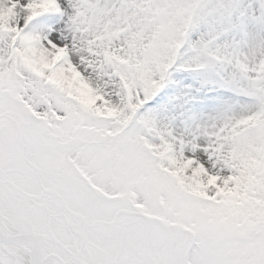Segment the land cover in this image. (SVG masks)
Returning a JSON list of instances; mask_svg holds the SVG:
<instances>
[{
	"label": "snow or ice",
	"instance_id": "1",
	"mask_svg": "<svg viewBox=\"0 0 264 264\" xmlns=\"http://www.w3.org/2000/svg\"><path fill=\"white\" fill-rule=\"evenodd\" d=\"M0 264H264V0H0Z\"/></svg>",
	"mask_w": 264,
	"mask_h": 264
}]
</instances>
